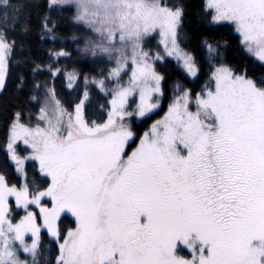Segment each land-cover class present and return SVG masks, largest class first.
I'll list each match as a JSON object with an SVG mask.
<instances>
[{
    "label": "snow or ice",
    "instance_id": "6c2138e0",
    "mask_svg": "<svg viewBox=\"0 0 264 264\" xmlns=\"http://www.w3.org/2000/svg\"><path fill=\"white\" fill-rule=\"evenodd\" d=\"M66 19L87 71L14 35ZM9 87L0 264H264V0H0Z\"/></svg>",
    "mask_w": 264,
    "mask_h": 264
},
{
    "label": "trees",
    "instance_id": "16d2710c",
    "mask_svg": "<svg viewBox=\"0 0 264 264\" xmlns=\"http://www.w3.org/2000/svg\"><path fill=\"white\" fill-rule=\"evenodd\" d=\"M194 2L199 3L200 0H194ZM32 23L35 25L37 23V16L35 11L32 13ZM187 28L189 32H192L193 29H196L200 32H205L208 31L209 29L207 28L206 25L200 24L195 17H191L190 21L187 23ZM58 31L64 36L63 40L60 41H52L50 38H46L43 42L39 40V37L36 35L35 31L28 36V37H22L19 32L14 33L18 39H25L28 42H30L34 48H39L41 52H43L45 49L50 48V47H56L57 49L64 47L68 51L72 52L73 55L69 59L61 58L60 60V65L67 70V72H71L74 68H79L83 69L85 71L89 70L92 67V62L88 58H83L78 55V50L80 47L83 46L84 43V37L88 35L89 33L86 30H80L77 28H74L68 21L67 19L62 22L61 24L58 25ZM75 32V34L80 37L78 41H74L71 39L72 34ZM213 34L216 35L218 39L223 38L227 39L230 42H232L233 46L235 45V38L229 34L227 29H215L213 30ZM229 55L231 57L232 55V50H230ZM237 59H243V55L241 54L240 56L236 57ZM47 75V74H46ZM45 75V78H46ZM206 79V77L204 78ZM203 79H201L199 82H193L192 85L196 88V90H199L200 85L203 83ZM82 83V81H81ZM56 86L58 93L60 97L63 99H75L76 96L78 95L77 92H75L73 89H68L66 87V79H62L61 77L56 78ZM90 103L93 107L94 110H99V105L104 104L107 101V98L103 95V93H100L98 89L95 88V86H90ZM13 90L11 87H9V92L7 95H0V170L5 169L8 167L5 164V155L3 151V145H4V138H5V127H4V119H6L7 115L10 113L12 106L14 105V98L12 94ZM82 93V89H81ZM169 91V95H170ZM86 102V105L87 103ZM165 108H166V102H165ZM32 111H36V107L32 108ZM156 116L153 117V119ZM34 119V117H33ZM151 121H148L147 124H149ZM141 130L146 126L145 123H140L139 124ZM147 128V127H146ZM145 128V129H146ZM29 167H31V164H29ZM10 174H11V169L8 168ZM73 219L72 217H68L66 223L68 226H72L73 224ZM45 243L48 242V239L45 238Z\"/></svg>",
    "mask_w": 264,
    "mask_h": 264
},
{
    "label": "rangeland",
    "instance_id": "374dc122",
    "mask_svg": "<svg viewBox=\"0 0 264 264\" xmlns=\"http://www.w3.org/2000/svg\"><path fill=\"white\" fill-rule=\"evenodd\" d=\"M85 30H86V29H85ZM86 31H87V30H86ZM155 44H156V41L153 40V41H152V45L155 46ZM165 110H166V108H165ZM162 115H163V112H160V113H159L154 119H158V118H160V116H162ZM154 119H153V120H154ZM151 122H152V121H151ZM151 122H150V123H151ZM150 123H149V124H150ZM146 127H147V124H146V126L143 128V130H146V129H145ZM19 147H20L21 149H23L25 146L21 143Z\"/></svg>",
    "mask_w": 264,
    "mask_h": 264
}]
</instances>
